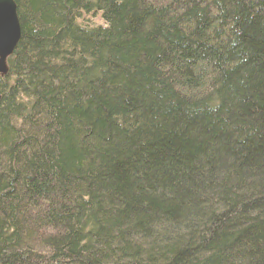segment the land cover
Listing matches in <instances>:
<instances>
[{
  "label": "trees",
  "instance_id": "trees-1",
  "mask_svg": "<svg viewBox=\"0 0 264 264\" xmlns=\"http://www.w3.org/2000/svg\"><path fill=\"white\" fill-rule=\"evenodd\" d=\"M0 264H264V0H14Z\"/></svg>",
  "mask_w": 264,
  "mask_h": 264
},
{
  "label": "water",
  "instance_id": "water-1",
  "mask_svg": "<svg viewBox=\"0 0 264 264\" xmlns=\"http://www.w3.org/2000/svg\"><path fill=\"white\" fill-rule=\"evenodd\" d=\"M21 37V27L14 0H0V73L7 71V58Z\"/></svg>",
  "mask_w": 264,
  "mask_h": 264
}]
</instances>
